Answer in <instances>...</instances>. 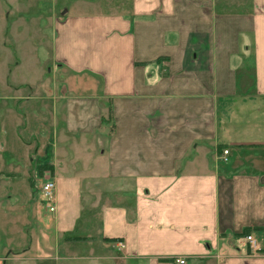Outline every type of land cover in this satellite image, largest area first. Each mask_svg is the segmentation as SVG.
<instances>
[{
    "label": "crops",
    "instance_id": "obj_1",
    "mask_svg": "<svg viewBox=\"0 0 264 264\" xmlns=\"http://www.w3.org/2000/svg\"><path fill=\"white\" fill-rule=\"evenodd\" d=\"M31 4L52 69L27 95L1 91L0 261L264 264V0Z\"/></svg>",
    "mask_w": 264,
    "mask_h": 264
},
{
    "label": "rangeland",
    "instance_id": "obj_2",
    "mask_svg": "<svg viewBox=\"0 0 264 264\" xmlns=\"http://www.w3.org/2000/svg\"><path fill=\"white\" fill-rule=\"evenodd\" d=\"M14 0H7V2H13ZM29 2L28 8L30 10V13L26 11L27 17L30 19L28 21H25L23 24V27L20 29L14 26L15 23V15L18 14V11H20L23 7L18 0H15L13 3V10H6V5L3 0H0V19L2 15H8V28L11 27V29L18 28L16 32V36L12 34V31H9L7 33H2V21L0 20V95L1 91L4 93H14L15 95L18 94H28L31 92L29 88H34L36 90L37 82L43 83V81H46L48 76L46 73H49V71L52 69L51 63L48 55L46 53H43L44 51H47L46 47L42 48L41 53H39L37 47L35 46V41L38 39H45V44L47 47H49L48 41L50 42L49 34L51 35V26L50 24H45L43 27V30L48 31V33L44 32L40 27H37L36 21L38 17L36 16L34 19V12L33 8L36 9L35 5L31 4V0H27ZM12 4V3H11ZM11 4H8V8L12 7ZM49 7V2L42 1L40 5L37 8H47ZM28 10V11H29ZM43 11V10H42ZM41 11V12H42ZM9 12V13H8ZM36 12V11H35ZM40 12V9L37 10L36 14ZM25 13V14H26ZM32 20V21H31ZM30 21V22H29ZM43 22V20H41ZM49 23V22H48ZM43 32V36L40 38L38 37L37 31ZM11 32V34H10ZM44 41V40H43ZM6 42L7 46H3L2 44ZM51 44V43H50ZM3 79V80H2ZM47 83H51V78L47 81ZM6 84L12 85V87H19V90L11 92L12 90L9 88V90L6 88ZM42 86L39 87L41 89ZM12 102V101H11ZM22 102L13 101L12 103H19L18 109L23 110L25 107L29 108L32 107L31 102L28 104ZM2 103V107H3ZM24 107V108H23ZM1 108V105H0ZM27 110V109H25ZM13 118L7 119L6 117L0 116V125L3 122L5 124V128L7 129V136H11L13 131ZM18 123L20 125H24L26 123L25 118L23 115H20L18 117ZM21 129V128H20ZM20 132L23 136H26L27 133L25 130L21 129ZM26 177V176H25ZM39 185V181H37ZM35 182V184L37 185ZM35 185V186H36ZM6 188V186H5ZM13 191H20L21 188L18 186L17 188H12ZM14 197H9V203L12 201H15ZM20 201H26L29 202V198H26L25 196H19ZM37 204L39 203V200L37 201ZM17 205V204H16ZM33 206H35V203H33ZM33 214H35L33 212ZM19 216H13L12 217V223L9 222V224H15L16 227L13 229V231L17 234L19 229ZM8 227V226H7ZM8 231H11V229L8 227Z\"/></svg>",
    "mask_w": 264,
    "mask_h": 264
},
{
    "label": "built area",
    "instance_id": "obj_3",
    "mask_svg": "<svg viewBox=\"0 0 264 264\" xmlns=\"http://www.w3.org/2000/svg\"><path fill=\"white\" fill-rule=\"evenodd\" d=\"M223 153L226 154L227 150H223ZM55 187H56V184H55L54 179H45L42 181V183L40 185V191H39L40 197H41L42 201L49 208V211L54 210V204L53 203H54ZM245 238H246V241L248 243L250 250L253 253L259 251V249H260L259 244H258L257 240L251 236V234L247 235ZM116 245H117L118 249H121L124 246L122 241H118L116 243ZM176 262L178 264H185V260L183 258L177 259ZM0 264H3V262L0 261Z\"/></svg>",
    "mask_w": 264,
    "mask_h": 264
}]
</instances>
